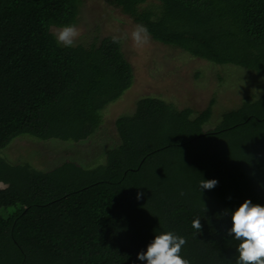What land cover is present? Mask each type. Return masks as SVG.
<instances>
[{
  "label": "trees",
  "instance_id": "trees-1",
  "mask_svg": "<svg viewBox=\"0 0 264 264\" xmlns=\"http://www.w3.org/2000/svg\"><path fill=\"white\" fill-rule=\"evenodd\" d=\"M105 1L155 42L264 76V0ZM81 6L0 0V264H147L138 254L167 231L186 238L190 264H236L231 212L246 199L264 204V95L209 129L211 107L195 114L143 96L113 134L104 109L134 70L114 36L56 42L53 28L78 26ZM21 137L53 150L106 145L42 170L4 154ZM204 179L219 183L202 192Z\"/></svg>",
  "mask_w": 264,
  "mask_h": 264
},
{
  "label": "rangeland",
  "instance_id": "rangeland-1",
  "mask_svg": "<svg viewBox=\"0 0 264 264\" xmlns=\"http://www.w3.org/2000/svg\"><path fill=\"white\" fill-rule=\"evenodd\" d=\"M76 27L81 32L76 45L90 44L96 35L119 37L133 66V86L104 109V125L113 134H117L116 120L123 114L133 113L136 102L143 96H158L178 109L190 107L195 114L211 107L209 129L219 125L222 115L240 107L246 98L255 101L264 95V76L240 65H217L185 50L155 42L149 35L146 43L137 45L132 39L134 23L120 10L108 6L105 0H82L80 23ZM57 29L53 28V32ZM102 138L105 140L106 135ZM100 144L96 147L95 144L74 145L69 151L62 146L53 150L50 144L21 137L4 154L12 162H29L44 170L61 161L71 150L81 157L82 150L104 149L106 143ZM0 187L5 185L0 183Z\"/></svg>",
  "mask_w": 264,
  "mask_h": 264
},
{
  "label": "clouds",
  "instance_id": "clouds-1",
  "mask_svg": "<svg viewBox=\"0 0 264 264\" xmlns=\"http://www.w3.org/2000/svg\"><path fill=\"white\" fill-rule=\"evenodd\" d=\"M80 35V30L72 24L53 32L56 42L66 47H75ZM132 39L137 45L146 43L149 39L147 28L138 25L132 32ZM113 42H119V37L114 36ZM218 183L217 179H204L200 181L199 188L202 192L205 189L212 190ZM180 194L184 195V192L181 191ZM142 195L138 193L137 199H140ZM231 220L232 226L227 234L240 241L236 264H264V204L253 203L251 199H246L231 212ZM192 227L197 232H201L203 229L201 220L194 219ZM186 243L187 240L183 236L172 231L163 232L157 234L149 243L146 252L141 251L138 254V259L146 261L147 264H190V261L181 255L182 247Z\"/></svg>",
  "mask_w": 264,
  "mask_h": 264
}]
</instances>
